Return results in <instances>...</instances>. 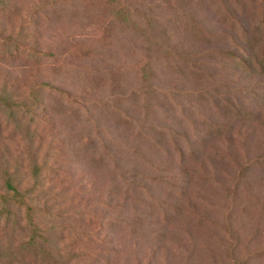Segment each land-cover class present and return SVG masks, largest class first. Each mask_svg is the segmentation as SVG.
I'll list each match as a JSON object with an SVG mask.
<instances>
[{"label": "rangeland", "instance_id": "obj_1", "mask_svg": "<svg viewBox=\"0 0 264 264\" xmlns=\"http://www.w3.org/2000/svg\"><path fill=\"white\" fill-rule=\"evenodd\" d=\"M0 264H264V0H0Z\"/></svg>", "mask_w": 264, "mask_h": 264}, {"label": "trees", "instance_id": "obj_2", "mask_svg": "<svg viewBox=\"0 0 264 264\" xmlns=\"http://www.w3.org/2000/svg\"><path fill=\"white\" fill-rule=\"evenodd\" d=\"M37 171L32 172V176L37 177ZM21 183V182H18ZM6 184L8 185V196H5V198H8L12 200L13 203H22L24 202L23 197L25 195V192L23 190H20L19 184H15L13 181V178L10 174H8V178L6 180ZM22 201V202H21ZM11 210L8 209V214Z\"/></svg>", "mask_w": 264, "mask_h": 264}]
</instances>
